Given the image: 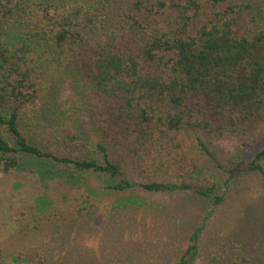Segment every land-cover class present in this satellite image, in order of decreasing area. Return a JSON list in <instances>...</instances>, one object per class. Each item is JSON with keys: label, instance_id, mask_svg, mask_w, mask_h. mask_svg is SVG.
<instances>
[{"label": "trees", "instance_id": "obj_1", "mask_svg": "<svg viewBox=\"0 0 264 264\" xmlns=\"http://www.w3.org/2000/svg\"><path fill=\"white\" fill-rule=\"evenodd\" d=\"M263 131L264 0H0L5 175L34 161L220 206L238 176L264 188V148L228 168L216 145L240 153Z\"/></svg>", "mask_w": 264, "mask_h": 264}, {"label": "rangeland", "instance_id": "obj_2", "mask_svg": "<svg viewBox=\"0 0 264 264\" xmlns=\"http://www.w3.org/2000/svg\"><path fill=\"white\" fill-rule=\"evenodd\" d=\"M254 143L240 153L218 143V158L228 168L238 154L251 159L264 131ZM26 166L0 171V264H176L202 221L190 264H264V188L254 176L228 183L213 206L188 192L110 190L93 174L69 180L45 163Z\"/></svg>", "mask_w": 264, "mask_h": 264}, {"label": "clouds", "instance_id": "obj_3", "mask_svg": "<svg viewBox=\"0 0 264 264\" xmlns=\"http://www.w3.org/2000/svg\"><path fill=\"white\" fill-rule=\"evenodd\" d=\"M224 148L226 151H234L235 150V142H226V144L224 145Z\"/></svg>", "mask_w": 264, "mask_h": 264}]
</instances>
